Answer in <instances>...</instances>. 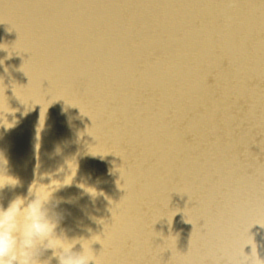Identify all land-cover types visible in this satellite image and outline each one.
I'll return each instance as SVG.
<instances>
[{
  "label": "bare ground",
  "instance_id": "1",
  "mask_svg": "<svg viewBox=\"0 0 264 264\" xmlns=\"http://www.w3.org/2000/svg\"><path fill=\"white\" fill-rule=\"evenodd\" d=\"M0 264H264V0H0Z\"/></svg>",
  "mask_w": 264,
  "mask_h": 264
}]
</instances>
